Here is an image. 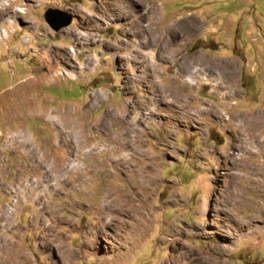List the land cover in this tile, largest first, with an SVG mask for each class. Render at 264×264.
I'll return each instance as SVG.
<instances>
[{
	"label": "rangeland",
	"instance_id": "1",
	"mask_svg": "<svg viewBox=\"0 0 264 264\" xmlns=\"http://www.w3.org/2000/svg\"><path fill=\"white\" fill-rule=\"evenodd\" d=\"M176 263L264 264V0H0V264Z\"/></svg>",
	"mask_w": 264,
	"mask_h": 264
},
{
	"label": "water",
	"instance_id": "2",
	"mask_svg": "<svg viewBox=\"0 0 264 264\" xmlns=\"http://www.w3.org/2000/svg\"><path fill=\"white\" fill-rule=\"evenodd\" d=\"M45 19L55 30H59L62 27L68 26L73 16L66 12L61 13L59 10L48 9L45 14Z\"/></svg>",
	"mask_w": 264,
	"mask_h": 264
},
{
	"label": "bare ground",
	"instance_id": "3",
	"mask_svg": "<svg viewBox=\"0 0 264 264\" xmlns=\"http://www.w3.org/2000/svg\"><path fill=\"white\" fill-rule=\"evenodd\" d=\"M120 7V6H119ZM126 7V6H125ZM122 10V9H121ZM125 11V10H124ZM161 39V38H160ZM152 42H156V40H151ZM159 41V40H158ZM154 45H156V44H154ZM164 45V44H163ZM168 45V44H167ZM167 45H165V46H167ZM168 48V47H167ZM73 51V50H72ZM198 72V70H196V71H193V73H197ZM251 117V116H250ZM252 122V121H251ZM254 123V122H253ZM239 140V139H238ZM242 143V142H241ZM107 205H109L108 203H107ZM111 205V204H110ZM108 206V207H111V206ZM141 207V206H140ZM112 208V207H111ZM117 208V207H116ZM115 208V209H116ZM124 208V207H123ZM142 208V207H141ZM141 208H138V209H136V211H137V215H138V218H136L135 219V223H133L132 224V226L135 228V230L133 231V234H135V233H138L139 232V230H141V226H139L140 224H145V222L147 221V218H144V216H143V211L141 210ZM109 209V208H108ZM120 210V209H119ZM127 210V209H126ZM109 211V210H108ZM121 211V210H120ZM129 212H135V210L133 211H129ZM145 213V212H144ZM107 214V213H106ZM110 214L111 213H109V214H107V216L105 217V218H107L108 217V219H110V220H112V218L110 217ZM114 218V217H113ZM110 220H108V221H110ZM107 221V222H108ZM131 223V222H130ZM107 224V223H106ZM132 236V235H131ZM135 236V235H134ZM217 254V253H216ZM208 258V257H207ZM177 264V263H176Z\"/></svg>",
	"mask_w": 264,
	"mask_h": 264
}]
</instances>
